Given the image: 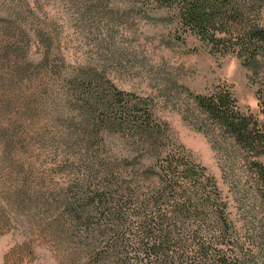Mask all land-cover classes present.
<instances>
[{"label": "trees", "instance_id": "trees-1", "mask_svg": "<svg viewBox=\"0 0 264 264\" xmlns=\"http://www.w3.org/2000/svg\"><path fill=\"white\" fill-rule=\"evenodd\" d=\"M63 1L91 22L94 14L123 24L129 14L165 11L182 32L212 53L236 55L261 81V118L242 111L226 84L205 93L182 87L184 118L226 159L233 188L224 195L172 141L151 97L67 61L39 15L44 4L0 0L3 197L42 214L36 221L62 240L66 264H264V0ZM35 81L43 88L37 107L21 92ZM36 142L39 156H53L49 174L31 161L28 143Z\"/></svg>", "mask_w": 264, "mask_h": 264}, {"label": "rangeland", "instance_id": "rangeland-1", "mask_svg": "<svg viewBox=\"0 0 264 264\" xmlns=\"http://www.w3.org/2000/svg\"><path fill=\"white\" fill-rule=\"evenodd\" d=\"M30 1L45 5L46 15H39L58 33V46L67 61L91 64L118 88L151 97L157 115L169 126L172 141L215 177L224 195H231L233 181L226 174L224 155L183 116L189 102L182 87L205 93L214 85L226 84L242 111L261 118L256 94L261 81L250 79L239 57L212 53L198 38L182 32L165 11L148 16L129 14L123 24H118L105 22L97 14L91 15L92 22L88 16L78 18L63 0ZM262 20L264 24V12ZM38 82L21 89L25 98H34L36 107L43 89ZM15 91L20 94L19 88ZM40 115L39 126L45 122ZM28 144L33 150L31 161H40V173L49 174L47 167L53 156L42 150L39 156L37 142ZM0 176V264H66L62 240L36 221L42 214L19 211L17 196L3 197L2 177H6Z\"/></svg>", "mask_w": 264, "mask_h": 264}]
</instances>
